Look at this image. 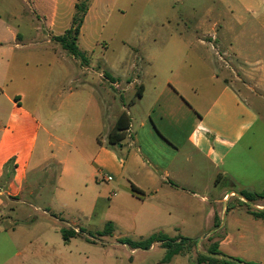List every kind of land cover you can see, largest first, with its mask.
<instances>
[{"label":"crops","instance_id":"1","mask_svg":"<svg viewBox=\"0 0 264 264\" xmlns=\"http://www.w3.org/2000/svg\"><path fill=\"white\" fill-rule=\"evenodd\" d=\"M81 1L0 0V264H74L66 251L23 250L31 241L22 236L26 231L49 230L46 225L53 220L48 212L31 222V230L16 224L21 221L2 226L10 218L4 207L32 208L46 178L55 181L54 202L69 186L86 191L105 183L91 198V207L89 198L83 203L94 208L101 195L115 201L119 190L137 201L149 195L169 204L196 198L198 173L209 174L224 195L210 209L217 231L200 238L218 234L222 217L242 209L228 205L229 199L264 193V0H198L204 3L202 11L187 13L175 7L182 0H147L162 20L150 30L153 45L142 57L145 70L135 64L137 73L130 81L131 69L115 75L110 63L94 58L97 46L82 47L96 0H87L78 39L85 62L54 41L72 28ZM113 1L118 10L142 0ZM172 13L195 21L191 27H174L165 20ZM66 14L71 23L62 20ZM27 35L32 38L28 43ZM100 63L101 71L93 70ZM44 64L49 69L43 77L39 68ZM34 68L39 73L28 75ZM72 68L78 69L76 76ZM15 80L25 83L22 91L12 88ZM123 85L125 94L135 92L128 108L123 94L120 100L115 95ZM95 104V123L104 131L90 137L82 124ZM123 113L130 124L122 142L112 146L108 137ZM67 120L73 129L64 131L66 136L60 123ZM252 203L264 212V199ZM238 236L245 241V232Z\"/></svg>","mask_w":264,"mask_h":264},{"label":"rangeland","instance_id":"2","mask_svg":"<svg viewBox=\"0 0 264 264\" xmlns=\"http://www.w3.org/2000/svg\"><path fill=\"white\" fill-rule=\"evenodd\" d=\"M86 2L84 1V6ZM94 2L92 3L93 12L86 25L84 38L81 40L82 47H85L86 44L97 46L94 58H102L110 63L114 68L115 75L123 76L128 69H131L130 78H128L130 81L137 73L135 69L132 70L135 64H141L145 70L146 64L142 62V57L153 45L150 30L162 19L155 16L157 13L155 7L147 3V0L133 4L132 8L131 6L120 7L118 10L113 8V0H96ZM203 4L198 3V0H182V3L175 4V7H178L179 12L187 13L191 10L202 11ZM175 14H169L165 18V20L172 21L174 27H177V23L180 24H178L180 27H185L184 23L191 27L189 23L195 21L183 19L181 16H175ZM66 15L67 18L63 17L62 20L65 24L71 23L70 15ZM60 31L57 28L55 33H60ZM38 36L36 35V38ZM25 39L26 43L32 40L29 35L25 36ZM237 46L242 47L241 40L237 41ZM219 52L221 56L225 57L224 51L219 50ZM226 60H230V57L228 56ZM99 65L93 70L101 71V67L104 66H101V63ZM39 69L44 71V77L47 75L46 71L49 67L44 64L43 68L40 67ZM39 69L34 68L32 71H27L28 75L33 76L35 72L39 73ZM77 70L72 68V74L76 76ZM22 83L15 80L12 88L22 91L21 89L25 86V83H23L24 85ZM124 87L125 85L117 89L118 92L115 95L120 100V95L123 94L122 100L128 108L131 105L130 95H135V92L131 90L125 94ZM33 97L32 93V103ZM96 108L97 104L91 107L87 113L86 121L82 124V130L89 133L90 137L104 131L103 127H99L95 123ZM260 111L263 113L261 108ZM70 123L71 120L60 123L61 131L66 136L65 132L71 133L73 129L70 127ZM97 125V129H95ZM43 181L47 182L42 184V188L38 192L39 195L33 196L32 208L12 203L4 207L5 215L10 217L2 224L4 227L10 228L12 225L10 223L21 221L20 224H16H22L25 226L24 228L31 230V222L45 216L44 212H48V216L52 217L49 219L53 221L50 222V225H46L49 226L48 231L42 232L36 229L34 234L26 231L25 235H22L32 241H30L31 243L26 242V248L23 250L27 252L66 251V257L68 256V260L74 264H102L101 261L104 264H201L198 260L199 255L212 257L211 248L219 244L220 251L225 255L235 257V259L246 263L264 264V222L255 219L250 214V212L256 211V208L252 207V204L255 203L248 200L246 205H241L242 201L239 199H229L228 205L233 204L242 209L238 208L234 214L230 212L227 217H222L223 226L218 230L220 231L218 234L200 238L203 233L210 234L217 231L214 227V221L210 217V209L214 207L213 200L215 198L222 200L224 195L220 193L219 187H214V179L211 180L209 174L201 177L198 173L199 186L198 197L196 198L190 196L187 199H179V201L169 204L164 199L152 200L149 195L145 201H137L119 190V197L115 201L112 202V198L104 194L101 195L102 198L96 205L94 203V208H88L83 203L87 202L86 199L89 198V207H91V198L102 191V185L105 183L99 182L101 186H93L92 189L89 188L86 191L69 186V189L61 190L62 198L54 202L52 200L54 192L52 186L55 182L53 177L43 179ZM206 185L209 188L208 191H206ZM204 197L207 198V202L204 201ZM157 207L160 209L159 212H157ZM169 207L171 208V216L169 215ZM194 210H197L198 213L194 214ZM237 219L243 224L237 225ZM108 223L114 226V233L112 236H102L101 234L105 231ZM61 229L82 230L83 236L67 245ZM240 231L245 232V241L238 236ZM159 233L170 238L165 247L161 243H156L149 250H143L133 249L132 246L121 243V240L133 242L146 240ZM46 236L48 238L45 240ZM215 236L219 238L220 242L214 240ZM87 238L97 243L91 244ZM184 238L193 239L186 241ZM19 248L24 247L19 246ZM220 258L222 257L220 256ZM202 264H212V262L207 260Z\"/></svg>","mask_w":264,"mask_h":264},{"label":"trees","instance_id":"3","mask_svg":"<svg viewBox=\"0 0 264 264\" xmlns=\"http://www.w3.org/2000/svg\"><path fill=\"white\" fill-rule=\"evenodd\" d=\"M84 1L86 2L87 0ZM84 1L76 5V14L73 19L72 28L68 30L64 35L56 37L54 40L56 43L60 44L64 50L68 51L71 55H73L78 59H81L82 62L86 61V56L79 49L78 39L88 9V1L85 3V6L83 5ZM129 124H130V118L126 113H123L109 134L108 140L110 145L116 146L122 142V140L125 138V132L128 129ZM132 190L135 193H140L133 186H132ZM242 196L249 202H254L259 199H264V193L262 194L242 193ZM241 203H242L241 205H246V203L244 202ZM250 214H252L256 219L264 220V212L252 211L250 212ZM82 232H83L82 230L77 231L76 229H72V230L61 229V233L63 235V239L65 243H69L72 239H78L82 237L83 236ZM113 233H114V226L111 223H108L105 231L101 235L112 236ZM169 239L170 238L167 235L163 233H159L152 235L146 240L142 239L136 242H133L131 240H121V243L128 244L132 246L133 249L149 250L156 243H161L165 247L169 242ZM184 239H186V241H192L191 239L188 238H184ZM87 241L91 244L97 243L96 241L88 238ZM210 253L212 257L199 255L198 257L199 263L202 264L204 261L211 260L212 264H256V263H246L242 260L222 255L219 249V244L214 245L211 248ZM220 256L222 258H220Z\"/></svg>","mask_w":264,"mask_h":264},{"label":"built area","instance_id":"4","mask_svg":"<svg viewBox=\"0 0 264 264\" xmlns=\"http://www.w3.org/2000/svg\"><path fill=\"white\" fill-rule=\"evenodd\" d=\"M242 201L245 202V203L247 202V200H244V199ZM256 207H257L258 210L261 209V207H259V206H256Z\"/></svg>","mask_w":264,"mask_h":264}]
</instances>
